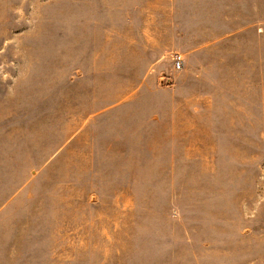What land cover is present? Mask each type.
Segmentation results:
<instances>
[{"label": "rangeland", "instance_id": "obj_1", "mask_svg": "<svg viewBox=\"0 0 264 264\" xmlns=\"http://www.w3.org/2000/svg\"><path fill=\"white\" fill-rule=\"evenodd\" d=\"M0 264H264V0H0Z\"/></svg>", "mask_w": 264, "mask_h": 264}, {"label": "built area", "instance_id": "obj_2", "mask_svg": "<svg viewBox=\"0 0 264 264\" xmlns=\"http://www.w3.org/2000/svg\"><path fill=\"white\" fill-rule=\"evenodd\" d=\"M183 68V59L182 56L177 55L174 59V69L181 70Z\"/></svg>", "mask_w": 264, "mask_h": 264}]
</instances>
